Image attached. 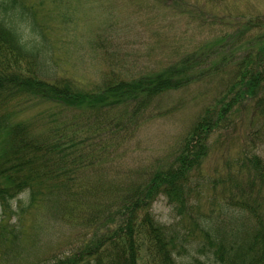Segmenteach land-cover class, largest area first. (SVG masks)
Masks as SVG:
<instances>
[{
	"label": "trees",
	"instance_id": "obj_1",
	"mask_svg": "<svg viewBox=\"0 0 264 264\" xmlns=\"http://www.w3.org/2000/svg\"><path fill=\"white\" fill-rule=\"evenodd\" d=\"M178 7L195 6L178 0ZM30 10L25 0H0V258L24 264L56 222L78 229L76 245L25 264H203L197 252L218 264H264V155L256 152L264 145V18L238 20L219 43L160 71L104 75L84 89L58 76L45 27ZM209 77L219 79L213 99L166 160L124 181L101 170L88 176L106 162L108 147L154 118L163 97ZM249 109L255 131L240 154L224 158L219 210L207 211L198 197L212 139L236 135ZM64 113L70 118L56 119ZM40 120L49 122L40 128ZM160 197L188 225L158 219ZM31 216L35 232L28 236Z\"/></svg>",
	"mask_w": 264,
	"mask_h": 264
},
{
	"label": "rangeland",
	"instance_id": "obj_2",
	"mask_svg": "<svg viewBox=\"0 0 264 264\" xmlns=\"http://www.w3.org/2000/svg\"><path fill=\"white\" fill-rule=\"evenodd\" d=\"M25 1L32 16L45 27L58 76L71 78L84 89L100 85L104 75L136 78L160 71L204 44L219 43L221 36L234 32L238 20L264 18V0H186L195 7H178V0ZM218 80L209 77L202 84L163 97L154 118L133 136L128 134L126 140L108 147L106 162L92 168L88 176L101 170L110 180L124 181L129 176L137 178L150 166L166 160L197 114L213 99ZM38 108L26 110L25 115H35ZM66 116L70 118V113L56 115V119H67ZM252 119L253 111L249 109L237 121L236 135L223 132L222 137H213L216 143L202 168L203 193L198 197L205 210L214 206L219 210L220 174L227 171L224 158L233 159L240 154L246 134L255 131ZM47 122L40 120L37 125L43 128ZM256 152L264 155V145H259ZM210 179L218 181L216 189ZM153 210L165 223L181 219L164 197L155 202ZM34 221L31 216L25 222L28 236L34 231ZM78 237L74 226L50 222L40 235L37 248L24 255L21 262L39 263L51 253L70 252ZM196 254L203 264H218ZM0 259V264H12L7 258Z\"/></svg>",
	"mask_w": 264,
	"mask_h": 264
}]
</instances>
